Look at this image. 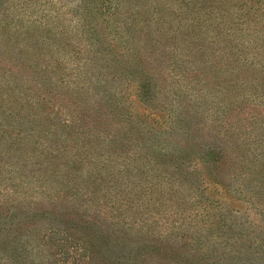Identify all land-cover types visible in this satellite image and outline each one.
<instances>
[{"label": "rangeland", "instance_id": "obj_1", "mask_svg": "<svg viewBox=\"0 0 264 264\" xmlns=\"http://www.w3.org/2000/svg\"><path fill=\"white\" fill-rule=\"evenodd\" d=\"M0 264H264V0H0Z\"/></svg>", "mask_w": 264, "mask_h": 264}]
</instances>
